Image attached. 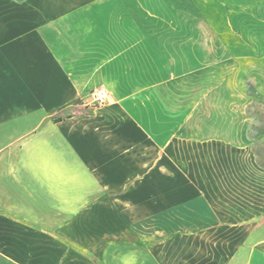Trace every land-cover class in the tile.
<instances>
[{"label":"crops","instance_id":"0c3cea01","mask_svg":"<svg viewBox=\"0 0 264 264\" xmlns=\"http://www.w3.org/2000/svg\"><path fill=\"white\" fill-rule=\"evenodd\" d=\"M248 83L264 0H0V264H264Z\"/></svg>","mask_w":264,"mask_h":264},{"label":"rangeland","instance_id":"374dc122","mask_svg":"<svg viewBox=\"0 0 264 264\" xmlns=\"http://www.w3.org/2000/svg\"><path fill=\"white\" fill-rule=\"evenodd\" d=\"M250 103L246 107L248 116L249 148L254 152L259 165L264 167V98L256 94L250 83L246 86Z\"/></svg>","mask_w":264,"mask_h":264},{"label":"built area","instance_id":"2783aa9c","mask_svg":"<svg viewBox=\"0 0 264 264\" xmlns=\"http://www.w3.org/2000/svg\"><path fill=\"white\" fill-rule=\"evenodd\" d=\"M90 94H91L92 102L96 106L103 105L110 100V93L104 87L96 88L92 90Z\"/></svg>","mask_w":264,"mask_h":264}]
</instances>
